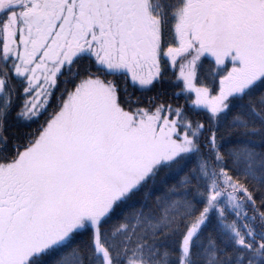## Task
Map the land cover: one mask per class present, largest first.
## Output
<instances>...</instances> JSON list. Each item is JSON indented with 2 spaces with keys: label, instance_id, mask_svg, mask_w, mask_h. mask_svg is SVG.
Returning a JSON list of instances; mask_svg holds the SVG:
<instances>
[{
  "label": "snow or ice",
  "instance_id": "6c2138e0",
  "mask_svg": "<svg viewBox=\"0 0 264 264\" xmlns=\"http://www.w3.org/2000/svg\"><path fill=\"white\" fill-rule=\"evenodd\" d=\"M0 264H264V0H0Z\"/></svg>",
  "mask_w": 264,
  "mask_h": 264
}]
</instances>
